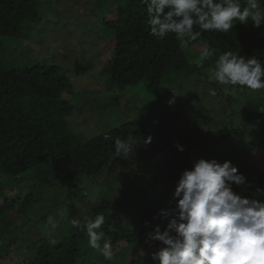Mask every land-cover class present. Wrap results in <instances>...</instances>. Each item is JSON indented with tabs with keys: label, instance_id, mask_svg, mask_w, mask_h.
Masks as SVG:
<instances>
[{
	"label": "trees",
	"instance_id": "16d2710c",
	"mask_svg": "<svg viewBox=\"0 0 264 264\" xmlns=\"http://www.w3.org/2000/svg\"><path fill=\"white\" fill-rule=\"evenodd\" d=\"M97 1L101 11H106L100 6L108 1L117 4L112 13L103 12L102 16L103 24L111 29L115 40L111 57L103 61L102 67L105 76L110 77L106 81L107 89L126 90L145 79L159 101L148 114L142 117L141 114L107 132L110 139L102 134L83 141L72 135L69 120L76 109L66 95L71 94L74 84L62 68L45 62L20 68L6 67L2 59L6 39L23 37L28 41L36 35L44 17L43 1L0 0V264H86L85 260L97 253L87 247L86 233L72 227V219L83 220V217L75 204L81 196L74 194L71 188L83 175L96 177L105 169H113V162L120 158L115 156L116 138L136 142L133 145L137 152L132 160L135 171L125 183V192L119 200L105 197L92 208L93 218L97 214L105 215L102 230L111 238L115 253L138 244L147 249L155 245L154 250H158L161 246L158 241L145 242L146 233L158 223L162 230L166 227V221L154 217L160 209L174 207L168 191L173 189L174 182L185 169L193 167L196 149L200 158L208 159L209 152L216 151L220 145L247 144L240 130L207 133L197 122L187 138L177 137L173 133L177 116L162 99L167 91L161 85L163 77L172 70L188 74L200 72L215 66L216 56L202 64L199 57L190 62L187 49L182 48L175 34L163 40L151 36L146 24L147 9L141 0ZM241 3L243 5V0ZM260 5L264 7V0H260ZM50 6L53 11V5ZM187 48L192 49L194 56L208 48L215 50L217 55L225 51L239 52L264 63V24L256 28L251 21L248 25L237 22L228 33L204 32ZM244 109L249 121L262 124L261 142L253 148L257 146L264 151V98L247 101ZM149 137L150 143L147 142ZM178 144L185 150L179 151ZM253 148L248 147L249 150ZM148 177L163 191H157L156 187L144 189L141 183ZM34 179L42 186L40 195L47 188L68 187L70 231L55 244L47 238L25 243L22 254L16 256L15 243L23 237L20 229H25L28 213L40 201L39 196L32 193ZM260 179H264V169ZM21 183L25 185L15 189V184ZM116 206L131 207L130 211L134 209L135 213L127 219L119 217L112 211ZM24 218L27 221L22 224ZM145 221H150L151 227H145ZM110 224H115V231H108ZM140 260L155 264L150 257ZM140 260L133 263L139 264Z\"/></svg>",
	"mask_w": 264,
	"mask_h": 264
},
{
	"label": "rangeland",
	"instance_id": "374dc122",
	"mask_svg": "<svg viewBox=\"0 0 264 264\" xmlns=\"http://www.w3.org/2000/svg\"><path fill=\"white\" fill-rule=\"evenodd\" d=\"M42 1L44 17L41 25H38L36 35L31 36L28 41L23 37L6 39L2 59L6 67L20 68L45 62L62 68V72L69 76L74 84L71 94L66 95L76 109L69 120L71 134L84 141L105 134L136 117L139 118L141 114L142 117L151 112L159 98L149 89L147 80L143 79L136 85H130L126 90L107 89L106 81L110 77L105 76L102 67L103 61L111 57L110 50L113 51L115 40L111 29L103 24L102 16L103 12L108 15L112 13L113 7L115 8L117 4L108 1L104 5H99L106 10L101 11L97 0ZM50 4L53 5V11ZM182 48L187 49L190 62L197 61L200 55L194 56L192 49ZM214 67L205 68L194 74L176 73L172 70L164 75L161 85L166 87L167 91L162 99L167 103L175 97V104L170 106L177 116L173 133L179 138H187L196 122L207 133L233 128L242 131L240 134H244L241 136L247 141L246 146L237 142L238 149L235 152L232 144L220 145L216 151H210L207 158L224 162L229 160L230 156H234L233 165L247 178L246 185H233L234 192L250 198L264 199V195L253 197L257 187L264 188V179H260L264 169V151L257 146L253 148L261 142L263 127L259 122L249 121L244 109L247 101L264 98V90L251 92L248 89L243 91L238 89L235 94H225L222 86L208 80ZM210 88L216 90L215 96L209 94ZM128 143L132 145L130 153L114 161L113 169H105L96 177L83 175L76 186L72 185V192L81 196V199L75 200V204L83 219L93 218L92 208L103 198L110 197L117 201L124 194L125 183L135 171L132 160L137 152L136 146L133 145L136 142L131 140ZM248 147L253 149L249 150ZM193 154L195 163L200 159L199 150L196 149ZM214 155L217 157L214 158ZM34 180L36 182L33 183L35 187L32 188V193L34 192L36 197L39 196L40 201L28 213L27 228L20 229L23 231V237L15 243L18 250L16 253L14 251L16 256L22 254V245L25 243L45 238L49 242L54 239L58 243L67 237L70 231L67 223L70 193L68 187L58 185L53 189L47 188L40 195L42 186L37 179ZM177 182H174L173 189L168 191L169 199ZM20 185L25 183L15 184V189H19ZM141 185L144 189L156 187L157 191H163L162 187L149 177L144 179ZM130 209L131 207L124 209L116 206L112 211L117 216L127 219L135 213L134 209L131 211ZM49 215L53 216L58 224L51 235L49 234L51 226L46 225ZM26 221L25 218L21 219L22 224ZM139 246L140 244L119 253L113 252L111 261L104 260L96 253L88 257L85 263L134 264L133 261L151 258L152 253L157 251L154 250L155 245L149 249L147 246L141 248ZM16 256L14 255L15 258ZM139 264L148 263L140 260Z\"/></svg>",
	"mask_w": 264,
	"mask_h": 264
},
{
	"label": "clouds",
	"instance_id": "9594fccd",
	"mask_svg": "<svg viewBox=\"0 0 264 264\" xmlns=\"http://www.w3.org/2000/svg\"><path fill=\"white\" fill-rule=\"evenodd\" d=\"M146 6V24L150 35L163 40L175 34L182 47L197 41L204 32L228 33L237 22L260 28L264 24V7L260 0H141ZM216 56L215 67L208 77L210 83L223 87L232 95L239 89L251 92L264 90V63L239 52L204 48L199 63ZM175 93V92H174ZM177 96L179 94L175 93ZM215 96L216 90L209 89ZM175 104V97L168 102ZM111 137L105 133V139ZM148 143L151 142L149 137ZM184 151L183 145H177ZM115 156H127L132 148L126 140L116 138ZM247 184V178L232 161L200 158L191 169H185L172 192L174 207L158 211L154 219L166 221V227L156 224L146 233V243L158 241L153 252L155 264H264V199L250 198L234 192L233 185ZM264 195L257 187L253 197ZM145 227H151L145 221ZM72 227L87 235V247L104 260L113 259L111 238L102 230L105 215L72 219ZM50 235L58 224L47 217ZM115 231V224L108 226ZM103 242V243H101ZM52 244L56 241L51 240Z\"/></svg>",
	"mask_w": 264,
	"mask_h": 264
},
{
	"label": "crops",
	"instance_id": "0c3cea01",
	"mask_svg": "<svg viewBox=\"0 0 264 264\" xmlns=\"http://www.w3.org/2000/svg\"><path fill=\"white\" fill-rule=\"evenodd\" d=\"M232 145H234V151L236 152L237 149H238L237 145H236L235 143H233ZM233 157H234V156H230L229 160L232 161V158H233Z\"/></svg>",
	"mask_w": 264,
	"mask_h": 264
}]
</instances>
